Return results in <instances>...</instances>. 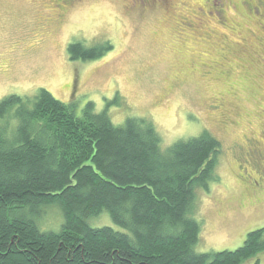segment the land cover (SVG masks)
<instances>
[{"label": "rangeland", "instance_id": "rangeland-1", "mask_svg": "<svg viewBox=\"0 0 264 264\" xmlns=\"http://www.w3.org/2000/svg\"><path fill=\"white\" fill-rule=\"evenodd\" d=\"M208 3L0 0V100L46 88L77 111L93 101L117 125L147 118L164 146L205 129L220 139V179L197 191L198 252L234 250L264 227V183L253 186L264 173V0ZM73 41L113 48L73 60ZM45 210L41 229H60L61 208ZM89 223L122 230L106 210ZM256 258L264 264V251L243 264Z\"/></svg>", "mask_w": 264, "mask_h": 264}, {"label": "trees", "instance_id": "trees-1", "mask_svg": "<svg viewBox=\"0 0 264 264\" xmlns=\"http://www.w3.org/2000/svg\"><path fill=\"white\" fill-rule=\"evenodd\" d=\"M112 48L68 47L73 60ZM221 151L207 129L164 146L147 118L117 125L93 101L77 111L46 88L2 98L0 264H243L257 257L264 227L234 250L195 249L202 230L197 191L219 181ZM54 204L61 227L42 230L37 219ZM104 210L122 230L90 225Z\"/></svg>", "mask_w": 264, "mask_h": 264}, {"label": "flooded vegetation", "instance_id": "flooded-vegetation-1", "mask_svg": "<svg viewBox=\"0 0 264 264\" xmlns=\"http://www.w3.org/2000/svg\"><path fill=\"white\" fill-rule=\"evenodd\" d=\"M58 1V0H57ZM60 1H62V2H68L69 0H60ZM207 1H209V3H211V6L212 7H215L216 8V5H218L217 3H216V0H207ZM226 1V0H225ZM248 2V1H247ZM208 3V4H209ZM60 3H58V5H59ZM261 5V4H260ZM258 6L257 8H256V12H258L259 10H260V12L263 14L264 13V6L261 8V6ZM199 10L201 11V12H205L206 10H204V6L203 7H200L199 8ZM262 17H264V14H263V16ZM248 154H250V155H252L253 157H257V158H260L261 159V156H259L258 154H257V152H254L253 150H251V151H249L248 152ZM258 176H259V178H258V180L257 179H255V180H253L254 182H253V186H255L256 188H260L261 186H263V184L262 183H264V173L261 171V172H259L258 173ZM251 177V176H250ZM263 188H264V186H263Z\"/></svg>", "mask_w": 264, "mask_h": 264}]
</instances>
